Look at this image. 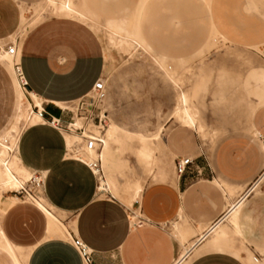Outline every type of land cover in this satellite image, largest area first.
Instances as JSON below:
<instances>
[{
	"label": "crops",
	"instance_id": "0c3cea01",
	"mask_svg": "<svg viewBox=\"0 0 264 264\" xmlns=\"http://www.w3.org/2000/svg\"><path fill=\"white\" fill-rule=\"evenodd\" d=\"M47 1L38 0L32 5L19 1L17 28L9 33L11 28L4 27V21L0 20V46L7 47L5 38L16 44V54L20 53V63L28 80V98H31L30 93H35L42 100V106L44 102L47 110L55 109L58 111L56 115H59V109L53 103L67 106L66 99L75 98L87 91L99 76L102 57L106 69L107 56L95 33L96 28L87 22L66 16H51L47 12L40 15H37V11L33 13L47 4ZM126 1L125 11L119 10L114 16L129 14L133 4H130V0ZM221 1V7L214 4L213 18L216 25L231 36L252 38L260 23H264L261 13L263 9L259 7L258 0ZM161 3L157 7H147L145 11H140L141 16L137 15V30L141 31V37L144 36L159 54H165L171 60L191 55L209 35V15L204 1L161 0ZM98 12L101 14L98 20H104L103 14L106 12ZM32 21L35 24L26 31L27 24ZM217 35L218 38L222 37ZM233 43L245 45L238 40ZM2 67L6 74L5 106L13 108L18 97L13 74L8 68ZM85 71L87 80L79 82ZM112 121L127 132L144 134L128 131ZM255 121L260 133L264 135V114L259 113ZM161 128H154L153 132ZM17 156L29 171L30 168L46 171L42 197L52 205L54 214L65 224L68 235L67 239L48 237L46 214L35 202L28 201L44 216L43 234L25 244L14 241L5 230L1 217L20 197L14 193L7 196L5 192L0 197V231L7 240L28 255L22 264H86L72 245L70 234L81 237L93 249L90 264L264 262V248L259 251L253 244L243 240L264 238V192L256 193L255 190L243 199L241 205L239 218L243 234L229 225L227 236H208L184 255L185 245L200 238V231L213 226L211 223L226 212L228 197L218 181L236 187L245 186V189L264 164L258 144L243 136L222 141L215 151L214 165L207 151H201L193 157L192 169L178 176L176 183L153 181L145 185L141 200L133 205L141 212L137 220H132L131 212H128L130 208L123 202L101 194L97 186V175L84 161L66 155L65 142L58 129L40 122L26 126L20 136ZM216 170L223 176H215ZM183 217L195 231H188V242L185 244L182 231H178L175 226L183 222ZM254 256L259 257L257 261ZM9 257L11 263L18 264V255L15 261Z\"/></svg>",
	"mask_w": 264,
	"mask_h": 264
},
{
	"label": "rangeland",
	"instance_id": "374dc122",
	"mask_svg": "<svg viewBox=\"0 0 264 264\" xmlns=\"http://www.w3.org/2000/svg\"><path fill=\"white\" fill-rule=\"evenodd\" d=\"M19 1L32 5L38 0H0V6H3L0 12V20L4 21V27L11 28L9 33L13 32L18 26L16 24L19 23ZM76 1L79 3L81 0ZM203 1L209 15V35L206 41L191 55L181 56L178 60H171L167 55L159 54L144 36L143 38L152 49L154 56L147 54L141 48L136 47L133 42L125 40L124 37L127 32L133 33L139 29L136 17L140 15V11H145L147 7L161 5V0H145L144 2L143 0H134V2L130 0L133 7L129 9V14L125 13L122 16H114L113 14L118 13L119 10L125 11L126 0H84L88 18L81 20L96 28L97 32L95 33L103 46L105 35L108 36L105 27L108 26V20L114 18L116 19L115 26L122 27V34L115 36V40L111 44L112 58L109 71L104 68V57L99 64V76L105 81L108 91L105 99V106L108 109V123L114 120L128 131L144 134H151L154 128L163 127L162 137L154 144L158 147L155 161L148 163L146 159L139 156L138 147L142 145L141 141L138 139L129 141L122 153L123 159L127 162L124 169L117 172L115 176L119 181L117 190H100L103 196L114 197L128 206L132 220H137V215L141 213L136 206H130L128 203V198L132 193V184L135 181H140L144 190L145 185L153 181L176 183L178 175L174 169V161L177 157H195L201 151H207L209 160L214 165L217 146L226 139L243 136L258 144L262 152V164L264 163L263 141H259L255 137V134L260 132L256 125V117L259 113L260 115L264 114V23H260L252 38L233 37L220 29L213 18L214 4L216 3L221 7L222 1ZM105 2V5H101ZM35 11H37V15L47 12L51 16H56L51 13L47 4L38 10H34L33 13ZM98 11L106 12L103 14L104 20H98L99 16L101 17ZM262 17H264L263 14ZM52 18L56 19L57 17ZM123 18H127L128 22ZM40 19L41 17L37 20ZM25 21H27V16H25ZM31 23L27 24L26 29L31 26ZM217 34L222 36L219 37L221 39L217 37ZM236 40L245 45L233 43ZM5 41L12 43V40L8 38H5ZM91 67L93 68L94 65ZM2 68L0 66V136H4L12 129L17 128L27 109L32 103H35L31 94L32 99L30 100L27 92L22 88V93L17 91L18 97L13 108L5 106L6 74ZM85 75L86 71L83 73V77L79 78V82L87 80ZM182 91L188 94L198 123L205 125V136L200 135L192 128L184 127L173 117ZM21 109L24 113L20 116ZM3 111L5 114H2ZM49 111L58 114L55 109H49ZM37 122L38 118L32 120L30 124ZM90 128L101 136L105 131V128L102 131L93 125ZM61 133L64 142V136L77 137L73 138L74 142L70 147L65 144L66 155L83 157L84 154L81 149L85 150L86 147L81 142L80 137L70 132ZM17 157L16 154L14 159L16 160ZM14 168L18 175L27 177L29 174V172L18 173L19 169ZM218 175H222V173L216 170L215 176ZM97 186H100L99 179ZM244 187L234 193V198L239 199L237 194ZM11 188V185L0 188V197L2 198L7 192L5 193L7 196L17 193L20 199L3 214L1 222L14 241L24 244L32 242L43 234L44 216L28 202L24 191L22 193L9 191ZM255 192H264V186L257 188ZM140 200L141 198L133 205H137ZM218 223L219 221L209 228L208 226L205 227L204 230L207 233L210 232L209 236H219L217 232L224 227L223 225H227L225 229L227 232L229 231L227 221L220 227H218ZM182 224L187 228H192L184 217ZM61 228L66 233L62 225ZM204 230H201L200 233H205ZM48 237L59 236L48 234ZM0 240L2 241L1 250L7 253L0 250V264H13L9 256L13 260L15 256L5 250L3 245L7 244L9 240L6 239L2 231H0ZM243 240L253 244V247L259 251L264 248V238H243ZM17 255L18 264H22V260L28 256L20 247H18Z\"/></svg>",
	"mask_w": 264,
	"mask_h": 264
},
{
	"label": "bare ground",
	"instance_id": "6f19581e",
	"mask_svg": "<svg viewBox=\"0 0 264 264\" xmlns=\"http://www.w3.org/2000/svg\"><path fill=\"white\" fill-rule=\"evenodd\" d=\"M144 1L145 0H143V2ZM47 7H49L51 9V13L56 16H66V17H71V18H75L79 20L88 18V15L86 14L88 11H86L84 0H81L79 3L76 0H48ZM259 7L263 9L261 13L264 16V0H259ZM123 19H125V21L127 20V18H123ZM115 21L116 19L111 18L108 20V26H105L106 33L108 32V36L105 35V42H104V49H105L106 56H107L106 57L107 58L106 70L108 71L111 65V58H112V54L110 53L111 44L114 42L115 36L122 34L121 33L122 27L115 26L114 24ZM34 24L35 22L33 21L31 23V26L28 29H26V31H29ZM111 26H113L115 29H112ZM124 37H125V40L133 42L136 47L141 48L147 54L153 55L152 50L146 45V43L144 42L138 30L137 32L134 31L133 33L127 32V34H124ZM15 62H20V53L16 54L15 52L12 54L8 51V47H6L5 45H1L0 46V65L12 71V74H13L12 80H13L15 89L16 91L22 93V88L18 84L14 71H13V65ZM30 94L32 98L34 99L35 105L42 107V100L40 99V97L36 95L35 93H30ZM29 99L31 100V98ZM61 105L64 107L66 106V104H63V103H61ZM23 113L24 111L21 109L20 116ZM173 117H175L183 126L195 129L200 135L205 136V133H206L205 125L202 123H198V118L196 116V113L194 112L191 106V103H190L189 96L185 91H182L180 93L177 107L173 113ZM37 118H38V121L41 120V117L37 113H34L28 117V109H27L25 116L21 118L18 124V127L12 130H14L17 135H20L23 129L26 126L30 125V122L32 120L37 119ZM108 120L106 121V124L102 128H99L100 130L103 131L104 128L107 126L105 128L104 134L102 136L99 135L100 139L102 140L101 142L102 148L100 152L101 168L100 169L95 168V172H96V175L98 176L97 178L100 181V186H98V189L111 191L113 189L117 190L119 186V181L115 177L116 173L123 170L127 162V160H124L122 157V153H123V150L125 149V145L131 140L138 139L139 141L142 142V145L138 147L139 156L142 157L143 159H146L148 163H152L155 161V155H156V151L158 148L154 144H156V141H159L160 138L162 137L163 128L151 134H134V133H130V132H127L121 129L112 120L108 123ZM93 126L96 128L101 127V126H95V125ZM11 131L6 135H10ZM62 132H70V131L63 130ZM70 133L75 134L73 132H70ZM64 137H65V144L67 147H70L71 144L74 142L73 138H77L76 136L75 137L74 136H71V137L64 136ZM263 146H264V141H263ZM81 151H83V154H84L83 157H81V159L86 160L87 162L93 161L97 156L96 150L94 148L86 147L85 150L81 149ZM4 154H5V150L3 148L0 149V188L11 185L12 188L9 191H18L20 187H24L25 184L27 183L31 171H29V169H27L28 167L26 168L21 163L18 157L16 160L14 159L15 155L17 154L16 152L13 154L10 160L6 163H4V159L2 158ZM14 167H16V170L19 169L18 173L29 172L28 176L23 177V175L21 174L20 175L16 174L14 171L15 169ZM218 184H220L223 187L224 191L226 192L227 197H228V204H227L226 212L218 220L219 223L217 225L218 227H220L221 225L224 224V222L227 221L228 224L233 226L240 234H243L241 231L239 214H240L242 202L244 201L241 200L242 198H239V199L234 198V193L238 191V189H240L241 187L233 186L222 180L218 181ZM131 191L132 193L130 194L128 198V203L130 206H133L134 202L138 201L141 198V193L143 191V186L140 183V181H135L132 184ZM14 194L18 195L17 193H14ZM42 195H43L42 191H40V193H37V195L31 194V193L25 194L28 201L32 203L35 202L36 206H38L46 214L47 219H48V234L55 235V236L57 235L61 238L67 239L68 237L67 233H64V231L61 228V225L65 227V224H63L59 220V218L57 217L58 215L56 216L54 214L51 208L52 205L44 197H42ZM175 226L178 231H182L184 244L187 241V235L189 234L188 231H193V233L195 232L194 229L187 228L182 223H176ZM223 226L224 227L220 231L217 232V235L219 236L228 235V232L225 229L227 225H223ZM209 233L210 232H208L207 234L202 233L200 238H196L189 242L187 241L188 243L185 245L184 255L187 252H189L190 249L195 248V246L198 244L199 241H203L204 239H206L210 235ZM1 242L2 241L0 240V244ZM3 246L5 250L13 253L14 256L17 255L18 246L14 245L12 242L8 241V243ZM258 264H264V263H258Z\"/></svg>",
	"mask_w": 264,
	"mask_h": 264
},
{
	"label": "built area",
	"instance_id": "2783aa9c",
	"mask_svg": "<svg viewBox=\"0 0 264 264\" xmlns=\"http://www.w3.org/2000/svg\"><path fill=\"white\" fill-rule=\"evenodd\" d=\"M7 47L8 51L12 54L17 50V46L13 42L7 43ZM13 71L18 84L27 92L28 80L20 62L14 63ZM107 92L108 91L105 81L101 76H98L87 91L75 98L66 99L68 101V105L66 107L56 105L52 102L59 109V115L53 114L49 110H47L44 106V102L42 107H39L35 105V103H32V105L28 108V117L34 113H37L41 117V120L38 122L50 125L61 132L63 130L73 132L80 137L81 142H83L85 147L94 148L96 150L97 156L93 161L87 162L86 160L73 155L71 157H75L79 160L84 161L95 174V168H101L100 152L102 148V140L99 137V133L90 128V126L95 125L101 126L98 128H102L106 124V121L108 120V109L105 106V98L107 96ZM20 136L21 133L20 135H17L14 130L11 131L10 135L0 136V149L3 148L5 150V154L2 156V158L4 159V163L8 162L15 152L18 154ZM255 136L259 139V141H264V135L262 133L257 132ZM192 166L193 157L190 156L177 157L174 161V169L178 176L184 174L188 170H191ZM194 169L199 172V169H197L196 167H194ZM45 178V170L31 168L27 183L24 187H20L17 192L22 193L24 191L25 194L31 193L34 195H37V193H40V191L43 192ZM261 186H264V164L261 167L260 171L255 175V177L250 181L247 187L240 193L237 198H242L241 200L243 201V199L249 193L253 192ZM220 216L217 217L211 223V225H214L215 222L220 218ZM204 231L207 234L206 230ZM70 241L72 245L77 249L83 262L86 264H90L92 261L93 249L85 241H83L81 237L77 235L70 234ZM258 258V256H254L255 261H257Z\"/></svg>",
	"mask_w": 264,
	"mask_h": 264
}]
</instances>
